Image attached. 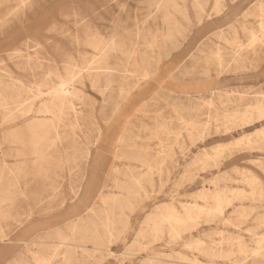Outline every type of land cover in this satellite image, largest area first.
Here are the masks:
<instances>
[{"label": "rangeland", "instance_id": "374dc122", "mask_svg": "<svg viewBox=\"0 0 264 264\" xmlns=\"http://www.w3.org/2000/svg\"><path fill=\"white\" fill-rule=\"evenodd\" d=\"M159 1L0 0V264H36L33 253L47 256L55 246V232L69 236L73 224L93 228L102 237L101 210L106 205L101 198L109 197L120 201L113 204L116 234L108 250L98 252L90 241L77 242L80 233L77 241H71L84 245V251L75 247V255L85 264H179L177 252L202 264H264V245L257 242L264 234L263 224L258 223L264 200H233L221 216L208 222L200 217L176 238H171L166 226L157 230L150 219L162 213L164 205L181 213L184 206L202 205L198 193L204 189L249 190L240 181L241 172L256 173L264 185V141L254 148L235 144L264 129V119L246 126L239 121L223 126L224 114L242 113L264 100V32L258 11L264 0H197L203 7L195 0ZM216 4L221 8L217 14ZM250 32L256 41H251ZM17 48L23 52L20 58L12 54ZM73 75L75 91L68 101L79 111L77 121L65 109L56 116L57 127L52 124L54 128L34 132L32 142L27 132L16 136L13 130L21 123L35 117L52 119L37 111L50 102L49 90ZM139 87L145 92L142 99L131 95L138 94ZM17 110L22 115L15 118ZM182 117L204 128L190 137ZM220 147L217 163L211 160L206 166L196 160L200 153ZM135 178L141 179L138 187ZM123 186L131 189L128 203ZM231 236H240L244 244L226 242ZM197 237L215 252L232 251L231 259L189 249L187 244ZM242 247L245 255L238 253ZM257 251L262 259L259 253L254 257Z\"/></svg>", "mask_w": 264, "mask_h": 264}, {"label": "bare ground", "instance_id": "6f19581e", "mask_svg": "<svg viewBox=\"0 0 264 264\" xmlns=\"http://www.w3.org/2000/svg\"><path fill=\"white\" fill-rule=\"evenodd\" d=\"M160 1H162V0H160ZM159 1V2H160ZM181 1V0H180ZM182 1H184V0H182ZM217 1V0H216ZM170 2H171V0H170ZM215 2V1H214ZM166 3V2H165ZM168 3V2H167ZM166 3V4H167ZM172 3V2H171ZM194 3H196L197 5H201V4H199V2L197 1V0H195L194 1ZM207 4V2H204V4ZM219 3V2H218ZM158 3H156V5H157ZM168 5V4H167ZM193 5V4H192ZM196 5V6H197ZM121 6V5H120ZM169 6H170V4H169ZM198 6V9L199 10H201L200 9V7ZM202 6V5H201ZM179 7V6H178ZM193 7V6H192ZM203 7V6H202ZM119 8H121V7H119ZM180 8V7H179ZM179 8H178V10H179ZM123 9V8H122ZM175 9H177V8H175ZM183 9H186V8H184L183 7ZM181 10V12H182V9H180ZM220 10H221V8L218 6V4H216L215 5V13L217 14V13H219L220 12ZM174 11V10H173ZM184 11V10H183ZM258 11H259V16H260V18H261V22L259 23V26H260V29H261V31L262 32H264V4H261V5H259L258 6ZM122 12V11H121ZM175 12H177V11H175ZM204 12V11H203ZM195 13V12H194ZM184 14V13H183ZM186 14H187V12H186ZM204 14V13H203ZM178 15V14H177ZM196 15V14H195ZM153 16H155V15H153ZM170 16V15H169ZM198 16V15H197ZM210 16V15H209ZM150 18V17H149ZM165 18V17H164ZM186 18H187V16H186ZM188 19V18H187ZM198 20V19H197ZM260 20V19H259ZM178 21V20H177ZM187 21V20H186ZM202 21V20H201ZM188 22H189V20H188ZM179 23V22H178ZM201 23V22H200ZM137 24V23H136ZM85 25V24H84ZM88 25V24H87ZM86 25V26H87ZM168 25V24H167ZM180 27H181V25H179ZM136 27V26H135ZM233 27V26H232ZM167 28H169V27H167ZM141 29H143V28H141ZM181 29H182V27H181ZM87 30V29H86ZM183 30V29H182ZM143 31V30H142ZM142 31H140L141 33H142ZM166 31H167V29H166ZM175 31H179L178 29L177 30H175ZM236 31V30H235ZM235 31H233V32H235ZM95 32V31H94ZM96 32H97V30H96ZM178 33V32H177ZM95 34V33H94ZM116 34V33H115ZM147 34H149V31H148V33ZM147 34H146V36H147ZM168 34H169V31H168ZM167 34V35H168ZM235 34H237L236 32H235ZM89 35H90V32H89ZM153 35V34H152ZM170 35V34H169ZM86 37H88V36H86ZM92 37V36H91ZM230 37V36H229ZM250 37H251V41L252 42H254V41H256L257 40V37H256V35L253 33V32H250ZM90 38V37H89ZM98 38H100V37H98ZM109 38V37H108ZM107 38V39H108ZM184 38V37H183ZM224 38H222V40H223ZM77 40V39H76ZM95 40V39H94ZM100 40V39H99ZM111 40V39H110ZM110 40H108V41H110ZM184 40H185V38H184ZM74 41H75V39H74ZM85 41V40H84ZM113 39H112V41H111V44L113 43ZM228 41V40H227ZM235 41V40H234ZM76 42V41H75ZM86 42V41H85ZM85 42H84V44H85ZM101 42V41H100ZM100 42H98V44L100 45ZM102 42H105V40L104 41H102ZM102 42H101V46H102ZM107 42V41H106ZM115 42V41H114ZM88 43V42H87ZM146 43V42H145ZM261 43V42H260ZM88 44H90V43H88ZM107 45H108V43H106ZM99 45H97V46H99ZM110 45V44H109ZM116 45V44H115ZM229 45H232L231 43L229 44ZM258 45H259V43H258ZM261 45V44H260ZM36 46V45H35ZM89 46V45H88ZM119 45H117V47H118ZM233 46V45H232ZM256 46H257V44H256ZM94 47H95V45H94ZM106 46H104L103 47V49L105 48ZM108 47V46H107ZM111 47V46H110ZM101 48V47H100ZM114 48V47H113ZM122 48V47H121ZM132 48V47H131ZM89 49V48H88ZM108 50L110 49L109 47L107 48ZM150 49V48H149ZM217 49V48H216ZM247 49V48H246ZM254 49V48H253ZM91 50V49H90ZM107 50V52H109ZM217 50H219V49H217ZM101 51V50H100ZM102 51H104V50H102ZM210 51H213V50H210ZM238 51V50H237ZM13 53V57L14 58H20V54L21 53H23L22 52V49L21 48H17V50H13L12 51ZM105 52V51H104ZM104 52H102V53H104ZM130 52V51H129ZM239 52V51H238ZM114 53V52H113ZM214 53V52H213ZM240 53V52H239ZM105 54V53H104ZM119 54H120V52H119ZM122 54V53H121ZM124 54V53H123ZM146 54V53H145ZM22 55V54H21ZM85 56H86V54H84ZM83 55V56H84ZM106 55V54H105ZM131 55V54H130ZM143 55V54H142ZM237 55H239L238 53H237ZM88 56V55H87ZM90 56V55H89ZM102 57H104L103 55H101ZM146 56H147V54H146ZM167 56V55H166ZM91 57V56H90ZM101 57V58H102ZM129 58H130V56H128ZM144 57V56H143ZM233 57V56H232ZM236 57H238V56H236ZM235 57V58H236ZM86 58V57H85ZM89 58V57H88ZM97 58V57H96ZM96 58H95V60H96ZM128 58V59H129ZM234 58V57H233ZM83 61H84V59L83 58H81ZM89 59H92V58H89ZM99 59V58H98ZM107 59V58H106ZM125 59H126V57H125ZM238 59V58H237ZM93 60V59H92ZM100 60V59H99ZM104 60V59H103ZM209 60V59H208ZM236 59H234V61H235ZM31 61V60H30ZM62 61V60H61ZM82 61V62H83ZM96 61H98V60H96ZM105 61H107V60H105ZM104 61V62H105ZM240 61V60H239ZM32 62V61H31ZM66 62V61H65ZM94 62V61H93ZM92 62V63H93ZM99 62V61H98ZM212 62V61H211ZM214 62V61H213ZM236 62V61H235ZM235 62H234V64H235ZM242 62H243V60H242ZM26 63H28V61L26 62ZM89 63H91V62H89ZM88 63V64H89ZM91 63V64H92ZM106 63V62H105ZM55 64V63H54ZM95 64V63H94ZM97 64V63H96ZM243 64H245V63H243ZM24 65V64H23ZM63 65V64H62ZM75 65V64H74ZM28 67H29V65H27ZM64 66V65H63ZM63 66H61V67H63ZM68 66V65H67ZM66 66V67H67ZM76 66V65H75ZM91 66V65H90ZM108 66H109V64H108ZM219 66V65H218ZM222 66V65H221ZM54 67V66H53ZM87 67V66H86ZM95 67V66H94ZM100 67V66H99ZM110 67V66H109ZM113 68H114V66H112ZM111 67V68H112ZM240 67V66H239ZM42 68H44V67H42ZM52 68V67H51ZM75 68V67H74ZM76 68H77V66H76ZM104 68V67H103ZM156 68V67H155ZM220 68V67H219ZM234 68V67H233ZM243 68H245V67H243ZM29 69H30V67H29ZM65 69V68H64ZM67 69V68H66ZM92 68H90V70H91ZM96 69V68H95ZM97 69H99L98 67H97ZM224 69V68H223ZM230 69V68H229ZM68 70V69H67ZM88 70V69H87ZM103 70V69H102ZM209 70V69H208ZM47 71V70H46ZM55 71V70H54ZM64 71V70H63ZM71 71V70H70ZM77 71H78V69H77ZM76 70L74 71L75 73L77 72ZM206 71V70H205ZM49 71H47V73H48ZM149 72V71H148ZM208 72V71H207ZM207 72H204L205 74L207 73ZM34 73V72H33ZM53 73V72H52ZM73 73V72H72ZM161 73H163V75H165V72H161ZM209 73V72H208ZM6 74V73H5ZM54 74H56V72L54 73ZM74 74V73H73ZM151 74V73H150ZM149 74V75H150ZM172 74V73H171ZM33 75V74H32ZM49 75V74H48ZM53 75V74H52ZM71 75V74H70ZM88 75V74H87ZM149 75H147V76H149ZM36 76V75H35ZM55 76V75H54ZM53 76V77H54ZM78 76H79V73H78ZM77 76V77H78ZM81 76V75H80ZM79 76V77H80ZM6 77H7V75H6ZM94 77V76H93ZM145 77V76H144ZM207 77V76H206ZM8 78H10V77H8ZM54 78H56V77H54ZM17 79V78H16ZM56 80H58V78L56 79ZM76 81H77V79H75ZM93 80V79H92ZM59 81V80H58ZM57 81V82H58ZM74 75L71 77V79L70 80H68L67 82H64V81H60V84L59 85H57V87H56V85H55V87H52L50 90H49V94L51 95V99H50V102H48L47 104H44V103H42V104H44V105H42V108H40L39 109V111H37V109H36V111L37 112H39V113H41V114H48V115H50V116H52V119L51 118H49V119H41V118H37V117H35V118H33L32 120H30V121H28V122H24V123H21V125L20 126H18L17 127V129L16 130H13V131H16V136H19L18 134L19 133H21V132H27V133H29L28 134V136H29V138H30V140H31V138L32 137H34V136H37L36 134H34V132L35 133H37V131H41V130H45L46 131V129H50V127H52V128H54L55 126L57 127V125L56 124H54V122H56L55 121V119H56V116L59 114V113H61L62 114V112H64V110L65 109H68V110H71L72 112H73V116H74V118H76V121H77V116H79L78 115V113H79V111H77V108L75 109L74 107H73V105H72V103H70L69 101H68V96L70 95V96H73V93H74V91H75V89H74V87H73V85H74ZM20 82V81H19ZM92 82V81H91ZM144 83V82H143ZM21 84V83H20ZM78 84V83H77ZM18 85V84H17ZM16 85V86H17ZM22 85V84H21ZM65 85H68V87L67 86H65ZM70 85V86H69ZM20 87V86H19ZM137 87H138V84H137ZM15 88V87H14ZM21 89V88H20ZM30 89V88H29ZM38 89V88H37ZM106 89V88H105ZM36 90V89H35ZM16 91L19 93V90L18 89H16ZM22 91V90H21ZM37 91H39V89L37 90ZM31 92V91H30ZM76 92H77V89H76ZM79 92V91H78ZM32 93V92H31ZM80 93V92H79ZM38 94H39V92H38ZM44 94V93H43ZM47 93H45V95H46ZM72 94V95H71ZM78 94V93H77ZM144 94H145V92H144V89L143 88H138V94L136 93V94H131L132 95V97H139V98H143L144 97ZM17 95V94H16ZM19 95V94H18ZM34 95H37V94H34ZM24 96H26V95H24ZM75 96V95H74ZM77 96V95H76ZM76 96H75V99H78V97L76 98ZM126 96V95H125ZM219 97H220V95H218ZM245 96V95H244ZM16 98H17V96H15ZM32 97H33V95H32ZM3 98V97H2ZM21 98V97H20ZM31 98V97H30ZM82 98V97H81ZM4 99V98H3ZM8 99V98H7ZM14 99V98H13ZM71 99H72V97H71ZM15 100V99H14ZM26 100V99H25ZM79 100H81L80 98H79ZM79 100H78V103H79ZM230 100V99H229ZM16 101V100H15ZM14 101V102H15ZM47 101V100H46ZM4 102V101H3ZM6 102V101H5ZM13 102V103H14ZM23 102H25V101H23ZM29 102V101H28ZM31 102V101H30ZM45 102V101H44ZM77 102V101H76ZM230 102V101H229ZM228 102V103H229ZM12 103V104H13ZM26 103V102H25ZM24 103V104H25ZM14 104H16V102L14 103ZM18 104V103H17ZM20 104H21V102H20ZM20 104H18V105H20ZM29 104V103H28ZM5 105V104H4ZM17 105V106H18ZM79 105H81V104H79ZM9 106V105H8ZM30 106H32V105H30ZM39 106H40V103H39ZM38 106V107H39ZM14 107V106H13ZM26 107H27V105H26ZM11 108V107H10ZM15 108V107H14ZM13 108V109H14ZM31 108V107H30ZM27 109V108H26ZM8 110V109H7ZM10 110V109H9ZM16 110V109H15ZM14 110V111H15ZM21 110V109H20ZM19 110V111H20ZM28 110V109H27ZM35 110V109H34ZM11 111H12V108H11ZM13 111V112H14ZM22 111V110H21ZM17 112H18V110H17ZM28 112V111H27ZM81 112V111H80ZM173 112H175V111H173ZM9 113V112H8ZM12 113V112H11ZM10 113V114H11ZM180 113V112H179ZM16 114V113H15ZM28 114V113H27ZM61 114H59V116L61 115ZM66 114V113H65ZM256 115V117H255V119H253V118H251L252 117V115ZM6 115V114H5ZM4 115V116H5ZM22 114L20 113V112H18L14 117L15 118H18V117H20ZM81 115V114H80ZM174 115V114H173ZM206 115V114H205ZM3 116V117H4ZM72 116V117H73ZM198 116V115H197ZM61 117H63V116H61ZM189 117V116H188ZM199 117V116H198ZM195 118H197V117H194V119ZM223 118H224V125L223 126H225V127H227L226 126V123L228 122H231V123H235L236 121H239L240 123H241V125L242 126H246V125H248V124H250L251 122H252V120H257V121H259V120H262V119H264V100H257L255 103H252L249 107H248V109H246L244 112H236V113H232V114H224V116H223ZM61 119V118H60ZM64 119V118H63ZM193 119V118H192ZM210 119V118H209ZM216 119V118H215ZM219 119V118H218ZM80 120V119H79ZM3 121V120H2ZM12 121V120H11ZM10 121V122H11ZM57 121H58V117H57ZM65 121V120H64ZM71 121V120H70ZM216 121H217V119H216ZM182 122H183V124L185 125V129L186 130H188L189 131V136L190 137H192V136H194V134H195V132H198L197 130L201 127V125L199 124V122H197V121H195V120H190V118H189V120L188 119H185V118H183L182 117ZM209 122H211V119H210V121ZM70 123H72V122H70ZM170 123V122H169ZM52 124H54V125H52ZM74 124V123H73ZM165 124V123H164ZM207 125H209V123H206ZM252 124V123H251ZM204 125V124H203ZM206 125V126H207ZM75 126V125H74ZM144 126V125H143ZM160 126V125H159ZM163 127L164 126H166V125H162ZM162 126H160V127H162ZM169 126V125H168ZM76 127V126H75ZM142 127V126H141ZM167 127V126H166ZM146 128V127H145ZM157 128H158V126H157ZM204 127H202V128H200V129H203ZM207 128V127H206ZM164 129V128H163ZM166 129V128H165ZM184 129V128H183ZM208 129V128H207ZM224 130H225V128H223ZM235 129V128H234ZM53 130V129H52ZM136 130V129H135ZM152 130V129H151ZM227 130V129H226ZM228 130H229V128H228ZM99 131V130H98ZM129 131V130H128ZM201 131H203V130H201ZM209 131V130H208ZM43 132V131H42ZM47 132H48V130H47ZM49 132H50V130H49ZM54 132H56V131H54ZM158 132V131H157ZM186 132V131H185ZM40 133V132H39ZM45 133V132H44ZM48 133H46L45 135H47ZM57 134V133H56ZM158 134H160V133H158ZM198 134V133H197ZM196 134V135H197ZM210 134V133H209ZM53 135H54V133H53ZM58 135V134H57ZM152 135V134H151ZM43 136H44V134H42V139H43ZM48 136V135H47ZM157 136V135H156ZM162 136V135H161ZM40 137V136H39ZM40 137V138H41ZM53 137V136H52ZM154 137H155V135H154ZM159 137V136H158ZM48 138H50V136L48 137ZM150 138V137H149ZM170 138V137H169ZM203 138V137H202ZM206 138V137H205ZM241 138V137H240ZM36 139L37 140H39L37 137H36ZM45 139V138H44ZM183 139V138H182ZM34 140V139H33ZM37 140L35 141V142H37ZM151 140H153V139H151ZM164 140V139H163ZM162 140V141H163ZM189 140V139H188ZM195 140V139H194ZM33 141V142H34ZM173 141V140H172ZM190 141V140H189ZM262 141H264V129H257L256 131H255V133H254V135H252L251 134V136H250V134L248 135V136H245V137H243V138H241V139H239V140H236V142H235V144H237L238 146H239V148H240V145H241V147H244L242 144H244V145H249V148H254V147H256V145L257 144H259L260 142H262ZM31 142H32V140H31ZM34 142V144H36ZM40 142H41V140H40ZM47 142V141H46ZM34 144H32V145H34ZM168 144V143H167ZM230 144V143H229ZM234 144V143H233ZM37 145V144H36ZM43 145V144H42ZM175 145V144H174ZM262 145V144H261ZM220 146V145H219ZM222 147H223V145H221ZM231 146H232V144H231ZM259 146V145H258ZM42 147V146H41ZM41 147H40V149H41ZM161 147H162V149H164V147H163V145H161ZM170 147V146H169ZM179 147V146H178ZM218 147V146H217ZM233 147V146H232ZM263 147V146H262ZM33 149H34V147H32ZM259 148V147H258ZM44 149V148H43ZM213 149V148H212ZM246 149V148H245ZM35 150H36V148H35ZM214 151L212 152V153H209V152H204V153H200V155L196 158V160L197 161H201L202 162V164L203 165H206L207 166V164H208V162L209 161H215V163H217V159L218 158H220V155L222 154V151H223V149L220 147V148H215V149H213ZM260 150V149H259ZM262 150V149H261ZM38 152H39V150H37ZM37 151H33L32 150V152L34 153H36ZM238 151V150H237ZM160 152H163L164 153V151L163 150H161ZM136 153V152H135ZM140 153V152H139ZM146 153V152H145ZM39 154H40V152H39ZM47 154V153H46ZM43 155V154H42ZM42 155H40V156H42ZM48 155V154H47ZM165 155V154H164ZM171 155V154H170ZM169 155V156H170ZM219 156V157H218ZM48 157V156H47ZM85 157V156H84ZM125 157V156H124ZM42 159H43V157H41ZM46 158V157H45ZM37 160H38V158H36ZM35 159V160H36ZM122 159V158H121ZM34 160V161H35ZM36 160V161H37ZM39 160H41V159H39ZM119 160V159H118ZM136 160V159H135ZM162 160V159H161ZM219 160V159H218ZM33 161V160H32ZM33 161V162H34ZM47 161V160H46ZM144 161V160H143ZM160 161V160H159ZM158 161V162H159ZM26 162V161H25ZM29 162V161H28ZM27 162V163H28ZM38 162V161H37ZM36 162V163H37ZM40 162H42V161H40ZM145 162V161H144ZM155 162V164H156V161H154ZM153 162V163H154ZM220 162V161H219ZM17 164V163H16ZM19 164V163H18ZM155 164H154V166H155ZM161 164V163H160ZM201 164V165H202ZM20 166V165H19ZM19 166H17L18 168L17 169H19ZM153 166V167H154ZM148 167V166H147ZM21 168V167H20ZM117 168V167H116ZM130 168V167H129ZM157 168V167H156ZM149 169V168H148ZM203 169V168H202ZM19 170H21V169H19ZM133 170V169H132ZM151 170H153V169H151ZM263 171H264V166H263ZM125 172V171H124ZM119 173V172H118ZM141 174V173H140ZM148 174V173H147ZM241 174H242V178L240 179V181H242L243 183H245V184H247V185H249V187H250V189L249 190H244V189H239V188H235V189H233V188H227V189H225V188H220L219 190H217V189H204V190H202V191H200L199 193H198V197L200 198V199H203L204 200V203L202 204V205H197V203L196 204H194V205H191V206H184L183 207V213H181V212H178L175 208H174V206H172V205H164L163 207H162V209H163V212L162 213H160V214H158V215H154L153 217H151L150 219H152V221L154 222V225H155V228L157 229V230H161V228H163L164 226H166L167 228H168V233H169V235L171 236V238H176L177 236H179V234L181 233V232H184V231H186L187 229H188V226L189 225H193L194 224V222H196L197 220H198V218H200V217H203V218H205L204 220L206 221V222H208V221H211L214 217H216V216H221L223 213H224V211H225V209L229 206V205H231V203H232V201L233 200H240L241 199V201H242V199H253V200H264V185L262 186V181H261V179H260V177L256 174V173H254V172H241ZM168 175V174H167ZM239 175V174H238ZM129 176V175H128ZM145 176H148V175H145ZM150 176V175H149ZM167 177V176H166ZM222 177H224V176H222ZM134 178V177H133ZM225 178V177H224ZM126 179H127V177H126ZM218 179V178H217ZM139 180H141L140 178H139ZM139 180H138V178H135L134 179V181H135V183H136V185H137V187H138V185H139ZM167 180V179H166ZM233 180V179H232ZM129 181V180H128ZM144 181V180H143ZM123 182V181H122ZM219 182V181H218ZM119 183V182H118ZM133 182H130V184H132ZM216 184V183H215ZM123 185V184H122ZM121 186V185H120ZM140 186V185H139ZM124 187V186H123ZM120 188H122V187H119V189ZM131 188H133V187H131ZM118 189V188H117ZM136 190L134 191L136 194H137V188H135ZM124 190H126V195H125V197H124V200L128 203L129 202V199H130V190H129V187H124ZM122 191H123V189H122ZM132 191H133V189H132ZM141 191V190H140ZM1 192V191H0ZM4 192V191H3ZM6 193V192H5ZM77 194V193H76ZM97 196H99V195H97ZM103 197H105V196H103ZM108 197V196H107ZM118 197V196H117ZM99 198V197H98ZM120 198V197H119ZM131 198H132V196H131ZM101 200H102V202L101 203H103V204H105L106 205V208H105V210L104 211H102L101 210V207H99V210H101V212H104V217H103V219L101 220L102 222H101V224H102V226H103V228L102 227H100V228H102L103 229V235H102V237H99V235L97 234V232H96V234L97 235H95V233H94V229L92 228V229H87L86 227L85 228H81V227H79V225H77V224H73V229L71 228V233L69 234V236H67V235H65V234H63V233H60V232H55V234H56V236H55V240L54 241H52V243L55 245V246H53V247H51L50 248V253L47 255V256H43V255H41V254H38V253H33V259H34V261L36 262V264H85L82 260H81V258H79L77 255H75V253H76V246L77 247H82V248H84V245H82V244H78V243H71V241H77L76 240V234H78L79 235V233H80V237H79V239L80 240H78L77 242H79L80 241V243L82 242H87V241H90V242H92V245H93V250H95V251H102V250H108V249H105L106 247H107V244L109 243V242H111L110 240H111V238H112V236H113V232H115V230L113 231V229L114 228H116L115 227V221L113 220L114 219V217H111L112 216V214H114L113 213V209H114V206H113V204H115L116 202H118V201H120L118 198H115V197H109V198H101ZM131 200V199H130ZM140 200V199H139ZM122 201V200H121ZM123 202V201H122ZM193 202V201H192ZM234 202V201H233ZM125 203V202H124ZM0 204H1V202H0ZM118 205V207L120 208V203H117ZM130 204V203H129ZM95 205V204H94ZM97 206V205H96ZM103 206V205H102ZM240 206H242V205H240ZM252 206V205H251ZM1 207V206H0ZM248 208H249V206H247ZM263 207V206H262ZM182 208V207H181ZM252 208V207H251ZM251 208L249 209V210H251ZM255 208V207H254ZM237 209H238V206H237ZM253 209V208H252ZM2 210V209H1ZM89 210H90V208H89ZM92 210H93V208H92ZM115 210H116V208H115ZM120 210V209H119ZM129 210V209H128ZM127 210V211H128ZM254 210V209H253ZM252 210V211H253ZM258 210H260V209H258ZM244 211V210H243ZM90 212V211H89ZM93 212V211H92ZM100 212V213H101ZM159 212V211H158ZM93 213H95V212H93ZM119 213H120V211H119ZM118 213V214H119ZM243 213V212H242ZM28 214V213H27ZM97 214V213H96ZM120 214H122V213H120ZM239 214V213H238ZM24 215V214H23ZM86 215V214H85ZM94 215V214H93ZM116 216H118L117 214H115ZM234 215V214H233ZM262 215V214H261ZM19 216V215H18ZM25 216H30V214H28V215H25ZM95 216V215H94ZM99 216V215H98ZM251 216V215H250ZM260 216V215H259ZM258 216V217H259ZM120 217H121V219H122V216L120 215ZM19 218H21V217H19ZM96 218V217H95ZM113 218V219H112ZM28 219V218H27ZM80 219H83L82 217L80 218ZM230 219V218H229ZM24 220V219H23ZM117 220V219H116ZM234 220H236V218L234 219ZM243 220H245V219H243ZM258 220V219H257ZM256 220V221H257ZM17 221H18V219H17ZM82 221V220H81ZM22 222V221H21ZM89 222H91L92 223V220H90ZM94 222V221H93ZM123 222V223H122ZM121 223L123 224V226H125L126 225V221H122ZM228 222V221H227ZM237 222V221H236ZM243 222V221H242ZM120 223V224H121ZM226 223V222H225ZM224 223V224H225ZM258 223H260L261 225L263 224V226H264V214H263V216H261L260 217V219H259V221H258ZM89 224V223H88ZM93 224V223H92ZM94 224H95V222H94ZM237 224V223H236ZM20 225H21V223H20ZM85 225V224H84ZM91 225V224H90ZM94 226V225H93ZM92 225H91V227H93ZM234 226V225H233ZM236 226V225H235ZM238 226V225H237ZM236 226V227H237ZM191 227V226H190ZM196 227V226H195ZM124 228V227H123ZM238 228V227H237ZM101 229V230H102ZM194 229V228H193ZM85 231L84 232V234H82L81 233V231ZM96 230V229H95ZM123 230V229H122ZM166 230V229H165ZM92 233H94V235L92 234ZM146 233V232H145ZM93 235V237L94 238H92L93 239V241H91V239L89 238L90 237V235ZM115 234H116V232H115ZM262 234V233H261ZM91 235V236H92ZM221 235V234H220ZM154 236H157V235H154ZM241 236V235H240ZM235 237V238H232V236H231V238L229 237V238H227V240H226V242H232L233 240H235L237 243H239V244H242V240L243 239H241V237ZM156 238V237H155ZM2 239V238H1ZM44 240V239H43ZM168 241V240H167ZM224 241H225V239H224ZM234 242V241H233ZM257 242H258V244H260V245H264V234L260 237V238H258L257 239ZM257 242H256V244H257ZM48 243H49V241H48ZM149 243V242H148ZM110 244V243H109ZM219 244V243H218ZM243 244H244V242H243ZM237 245V244H236ZM39 246V245H38ZM187 246L189 247V249L190 248H193V249H195V251L197 250V252L199 251V252H201L202 254H204V255H206V256H208V257H220V258H225V259H231V257H232V255H233V252L232 251H230V250H227V251H222V252H215L214 251V247L213 246H211L210 244H208L205 240H203L202 238H200V237H197V238H195V239H193L191 242H189V244H187ZM243 246V245H242ZM246 246V245H245ZM244 246V247H245ZM188 247H184V248H188ZM241 247V246H240ZM258 247V246H257ZM139 248V247H138ZM238 248H239V246H238ZM262 248V247H261ZM236 249V248H235ZM247 249V248H246ZM80 250V249H79ZM84 250H86L85 248L84 249H82V251H84ZM90 250V249H89ZM92 250V251H93ZM188 250V249H187ZM216 250H218L219 251V249H216ZM256 250V249H255ZM194 251V250H193ZM221 251V250H220ZM246 251V250H245ZM254 251V250H253ZM252 250H251V252H253ZM86 252V251H85ZM85 252H84V254H85ZM87 252H89V251H87ZM90 252H91V250H90ZM236 252V251H235ZM238 252V251H237ZM261 252H262V250H261ZM82 253V252H81ZM238 253H240L241 255H245L246 254V252H244L243 251V247H242V249L241 250H239V252ZM256 253H259L260 254V251H257V252H255V253H253V255L254 254H256ZM263 253H264V251H263ZM262 253V254H263ZM3 254H5V253H3ZM177 254H178V257H179V259L181 260L180 262H177V263H179V264H202V262L200 261V260H198L197 258H193V259H191V258H189L188 256H186L185 254H183V253H178L177 252ZM201 254V255H202ZM235 254V253H234ZM90 255V254H89ZM156 255H159V254H156ZM239 255V254H238ZM258 255V254H257ZM154 256V255H153ZM175 256V255H174ZM263 256V255H262ZM177 257V258H178ZM245 257V256H244ZM244 257H243V259H244ZM254 257H255V255H254ZM257 257H260V259H262L261 258V254H260V256H257ZM170 258V257H169ZM168 258V259H169ZM240 258H242V257H240ZM158 259V258H157ZM174 259V258H173ZM173 259H171V260H173ZM247 258L245 257V260H246ZM56 260V261H55ZM154 260V259H153ZM170 260V261H171ZM175 260H177V259H175ZM242 260V259H241ZM264 260V259H263ZM53 261H54V263H53ZM152 261V260H151ZM187 261H189V263L187 262ZM191 261V262H190ZM239 262H242L243 263V261H240V260H238ZM172 262V261H171ZM192 262H194V263H192ZM246 262V261H245ZM245 262H244V264H245ZM95 263V262H94ZM151 263V262H150ZM153 263H154V261H153ZM153 263H151V264H153ZM162 263V262H161ZM170 263V262H169ZM155 264V263H154ZM157 264H159V263H157ZM166 264H168V263H166ZM173 264V263H172ZM210 264H220V263H216V262H211ZM238 264V263H237ZM253 264V263H252ZM262 264V263H261Z\"/></svg>", "mask_w": 264, "mask_h": 264}]
</instances>
